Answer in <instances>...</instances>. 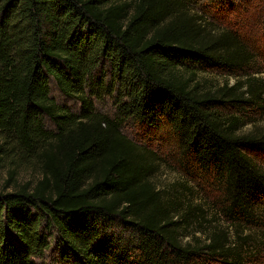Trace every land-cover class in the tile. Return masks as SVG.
<instances>
[{
    "label": "trees",
    "instance_id": "1",
    "mask_svg": "<svg viewBox=\"0 0 264 264\" xmlns=\"http://www.w3.org/2000/svg\"><path fill=\"white\" fill-rule=\"evenodd\" d=\"M225 1L0 0V160L16 163L0 188V264H51L54 250L52 264H264V78L247 72L246 39L194 8ZM213 71L234 83L205 87ZM106 99L110 113L95 106ZM127 123L167 135L217 195L159 189L162 160ZM27 164L36 178L16 182Z\"/></svg>",
    "mask_w": 264,
    "mask_h": 264
},
{
    "label": "rangeland",
    "instance_id": "2",
    "mask_svg": "<svg viewBox=\"0 0 264 264\" xmlns=\"http://www.w3.org/2000/svg\"><path fill=\"white\" fill-rule=\"evenodd\" d=\"M230 1V0H228ZM232 4L216 2L211 4L207 2L205 5H194L195 10H200L204 18L213 25L214 28H232L246 39L248 45L255 53L254 60L247 69V72L264 78V28L262 27L261 18L264 16V0H231ZM224 4V5H223ZM241 76V75H240ZM199 79L207 88L217 87L222 83L228 81L233 84L235 81L234 74H223L218 71L199 73ZM51 96L55 98L57 103L65 104L71 110L79 108L76 100H70L64 97L52 84ZM96 109L102 112L110 113L112 111L111 102L106 99L102 102H96ZM256 116V125H264V110ZM44 126L47 129H52V124L49 119L44 120ZM251 129V124L244 128ZM123 133L131 140L155 150L162 160L161 166L158 167L156 174L153 176L154 183L159 189L165 193H176L182 186H186L190 191L193 200L207 205L201 197H214L217 191L210 189L203 179H199L193 175H189V171L185 172L179 158L178 147L165 134L147 135L140 134L136 127L127 123L122 127ZM12 158H3L0 160V188H4V184L10 176L11 169L14 167ZM36 168L32 165H20L15 170L14 180L18 183H23L27 180L36 178ZM10 186L5 188V191L13 190V182ZM210 209L209 207H207ZM110 231L124 232L123 237H128L126 231H121V228L116 224L112 225ZM55 247V246H54ZM47 263H58V253L56 250L48 252L46 255ZM195 264H216L211 261L198 260Z\"/></svg>",
    "mask_w": 264,
    "mask_h": 264
}]
</instances>
